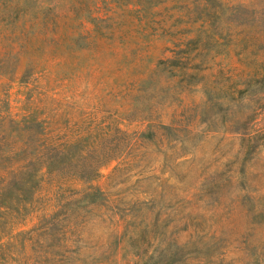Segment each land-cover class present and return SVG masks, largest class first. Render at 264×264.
Listing matches in <instances>:
<instances>
[{
	"label": "rangeland",
	"instance_id": "obj_1",
	"mask_svg": "<svg viewBox=\"0 0 264 264\" xmlns=\"http://www.w3.org/2000/svg\"><path fill=\"white\" fill-rule=\"evenodd\" d=\"M262 9L0 0V264H264Z\"/></svg>",
	"mask_w": 264,
	"mask_h": 264
},
{
	"label": "trees",
	"instance_id": "obj_2",
	"mask_svg": "<svg viewBox=\"0 0 264 264\" xmlns=\"http://www.w3.org/2000/svg\"><path fill=\"white\" fill-rule=\"evenodd\" d=\"M261 15V21H262V27H263V30H261V35H259V38L260 39H263L264 38V9H262L260 12H259ZM262 67L264 68V60L262 61ZM261 80H259L260 82Z\"/></svg>",
	"mask_w": 264,
	"mask_h": 264
}]
</instances>
